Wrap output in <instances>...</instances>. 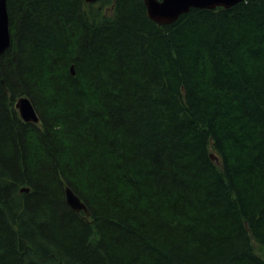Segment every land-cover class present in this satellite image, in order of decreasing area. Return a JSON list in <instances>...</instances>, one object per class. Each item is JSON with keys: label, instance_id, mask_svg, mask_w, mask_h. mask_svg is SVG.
<instances>
[{"label": "trees", "instance_id": "trees-1", "mask_svg": "<svg viewBox=\"0 0 264 264\" xmlns=\"http://www.w3.org/2000/svg\"><path fill=\"white\" fill-rule=\"evenodd\" d=\"M6 8L0 264H264V0Z\"/></svg>", "mask_w": 264, "mask_h": 264}, {"label": "water", "instance_id": "water-1", "mask_svg": "<svg viewBox=\"0 0 264 264\" xmlns=\"http://www.w3.org/2000/svg\"><path fill=\"white\" fill-rule=\"evenodd\" d=\"M84 1L86 3H96L99 0ZM246 1L259 0H143L147 17L161 26L175 23L182 15L189 13L191 9H230ZM6 3L7 0H0V55L10 46L9 20ZM70 71L71 74L74 75L73 67H70ZM14 107L24 123H39L38 115L27 97L18 98ZM21 192H28V189H21ZM64 193L65 202L71 210L76 213L83 212L86 217L89 216L85 204L69 187L65 188Z\"/></svg>", "mask_w": 264, "mask_h": 264}]
</instances>
